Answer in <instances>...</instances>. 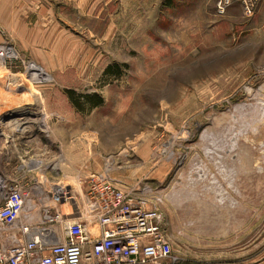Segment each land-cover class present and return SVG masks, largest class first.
I'll return each instance as SVG.
<instances>
[{"label": "rangeland", "instance_id": "obj_1", "mask_svg": "<svg viewBox=\"0 0 264 264\" xmlns=\"http://www.w3.org/2000/svg\"><path fill=\"white\" fill-rule=\"evenodd\" d=\"M135 1L111 29L104 15H68L56 45L0 42V205L22 160L77 167L83 186L104 178L158 208L172 249L160 264H256L264 0L250 16L242 0L222 12L220 0Z\"/></svg>", "mask_w": 264, "mask_h": 264}, {"label": "built area", "instance_id": "obj_2", "mask_svg": "<svg viewBox=\"0 0 264 264\" xmlns=\"http://www.w3.org/2000/svg\"><path fill=\"white\" fill-rule=\"evenodd\" d=\"M242 2L250 16L252 0ZM229 4L230 0H220L217 8L222 12ZM86 186V213L98 225L100 238L92 239L84 222L46 214V225H61L64 242L50 244L41 234L0 243V264H160L171 259L158 208L148 207L145 200L123 193L104 178L91 176ZM23 207V195L17 190L6 196L0 206V233L14 226ZM22 233L27 236L29 229L23 227Z\"/></svg>", "mask_w": 264, "mask_h": 264}, {"label": "crops", "instance_id": "obj_3", "mask_svg": "<svg viewBox=\"0 0 264 264\" xmlns=\"http://www.w3.org/2000/svg\"><path fill=\"white\" fill-rule=\"evenodd\" d=\"M137 1L134 5L142 3ZM125 9L126 0H0V25L4 34L0 42L10 39L23 50L56 45L61 38L67 37L62 21L67 22L68 15L92 14L95 19L104 15L106 22L110 23L107 29H111ZM41 164V161L29 158L13 168L16 180L10 179V173L6 174V180L23 195L24 207L14 226L5 234L0 233V243L9 245L12 241L41 234L47 236L46 241L50 244L64 242L61 225H46V214H59L66 222H84L92 239L100 238L98 225L85 210L87 186L77 182V167L56 171L45 170ZM23 227L29 229L27 236L22 233ZM256 264H264V259Z\"/></svg>", "mask_w": 264, "mask_h": 264}, {"label": "trees", "instance_id": "obj_4", "mask_svg": "<svg viewBox=\"0 0 264 264\" xmlns=\"http://www.w3.org/2000/svg\"><path fill=\"white\" fill-rule=\"evenodd\" d=\"M165 1V5H170L172 0H164ZM115 68V69H114ZM117 67H113V66H108L105 70V73H111V71L113 72V70H116ZM72 100V97L70 98ZM86 100H88L89 102L92 101L93 102V106H98L101 104V99L100 98H92L91 100L89 98H86ZM73 104L76 105V103L72 100ZM78 108V107H77Z\"/></svg>", "mask_w": 264, "mask_h": 264}, {"label": "bare ground", "instance_id": "obj_5", "mask_svg": "<svg viewBox=\"0 0 264 264\" xmlns=\"http://www.w3.org/2000/svg\"><path fill=\"white\" fill-rule=\"evenodd\" d=\"M1 52H3V51H1ZM5 53H3L2 55H4ZM1 56V55H0Z\"/></svg>", "mask_w": 264, "mask_h": 264}]
</instances>
